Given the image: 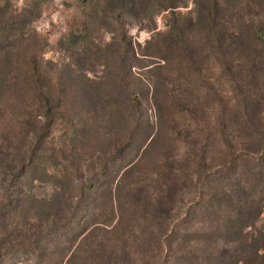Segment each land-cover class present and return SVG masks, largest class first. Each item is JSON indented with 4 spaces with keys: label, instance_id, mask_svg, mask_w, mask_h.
<instances>
[{
    "label": "rangeland",
    "instance_id": "obj_1",
    "mask_svg": "<svg viewBox=\"0 0 264 264\" xmlns=\"http://www.w3.org/2000/svg\"><path fill=\"white\" fill-rule=\"evenodd\" d=\"M0 264H264V0H0Z\"/></svg>",
    "mask_w": 264,
    "mask_h": 264
}]
</instances>
